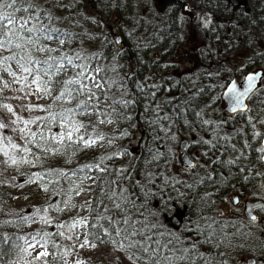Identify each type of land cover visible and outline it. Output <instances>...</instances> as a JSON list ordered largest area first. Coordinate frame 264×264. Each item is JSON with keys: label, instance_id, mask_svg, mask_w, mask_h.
I'll return each mask as SVG.
<instances>
[{"label": "trees", "instance_id": "1", "mask_svg": "<svg viewBox=\"0 0 264 264\" xmlns=\"http://www.w3.org/2000/svg\"><path fill=\"white\" fill-rule=\"evenodd\" d=\"M33 3L38 9L51 14V21L44 20L45 24L50 23L62 33L73 34L70 39L60 37L71 42L65 43L62 52L69 55L79 52L86 59L77 63L103 68L105 71L99 74L98 79L103 77L104 80L117 81L116 85L105 89L111 99L100 101V109L107 115L94 114L98 121L111 119L115 128L110 130L108 125L111 123L91 122L90 117L77 114L75 119L83 124L95 125V128L86 129L94 136L102 135V140H107L106 146L101 151L93 147L80 150L78 145L66 142V147L59 152L45 153L34 143H28L29 136L21 142L17 138L18 130L14 123H9L4 117V110L7 109L3 105H10L8 99L11 97L5 98L0 92V121L8 125L0 132L21 147L27 144L32 149L28 159L40 157L35 164L12 165L10 161L5 163L7 158L0 154V264L26 259L28 264H65L67 256L62 254L66 249L71 251L73 248L76 232H69L67 227L57 229L56 224L70 223L69 210L75 203L81 183L91 179L94 187L87 210L89 224L95 223L98 215H109L114 220L120 219V226L123 227V215L130 214L133 222L143 219L141 212L149 216L171 197L168 203L170 210L159 216L165 226L160 230L177 233L180 241H173L168 248L160 247L157 255L150 259L149 253L157 248L153 241L160 239L163 244L170 238H160L155 230L147 233L152 236L151 241L135 237L145 246L150 245L149 253L140 248L128 250L134 260L140 257L135 264H155L157 260L165 264V256L184 255L183 248L190 249L187 259L174 264H233L238 257L254 258L255 264H259V253L263 249L254 242L259 235L258 230L253 228L264 219V210L258 209L257 221L251 222L241 212L222 216L221 207L230 202V195L233 194L250 197L254 202H264V197L254 194L264 180L263 160L256 151L263 147L264 125L258 120L264 119V80L249 98L251 111L245 113L228 115L221 107V94L232 78L241 80L244 73L264 72V0H166L164 8L158 11L153 3L148 4L145 0L143 3L140 0H33ZM186 4L193 6L194 13H186ZM204 15L212 19L207 29L198 20ZM181 17H184L183 22ZM42 43L59 47L55 39ZM59 54L33 50V55L40 60ZM186 60L192 62L193 68L178 73L176 61ZM12 68L21 77L24 75L14 62ZM76 71L78 69L69 67L66 74H61L57 90L50 96L46 95L40 106L45 109L50 107L56 113L63 108H74L76 101L55 100V96L59 94L63 81L71 78ZM3 76L6 81L13 80L7 73ZM21 82L25 84L23 80ZM138 83L144 85L143 91L137 88ZM152 84L160 87H148ZM152 92H155L154 98L150 95ZM122 94L123 99L134 103L128 107L114 105L112 101L121 99ZM97 95L101 93L98 91ZM85 99L84 95L77 96V100ZM47 115L46 111L34 108L33 118ZM164 116L169 119H157ZM249 116L253 117L261 137L253 139ZM154 120L156 123H151ZM204 120L212 123L204 124ZM34 124L31 131L37 133V142L43 143L40 140L43 133L49 137L47 147H60L50 139L63 130L59 119L55 123L36 120ZM257 126L260 128L257 129ZM13 128L16 131H12ZM238 130H243V134H238ZM224 136L231 137L230 143L220 139ZM180 137L190 140L194 137L189 148L191 146V152L200 151L204 158V166H198L200 174L196 173L197 165L184 168L178 163L175 146ZM201 137L212 140L216 147L193 143ZM245 139L251 147H244ZM230 144L236 146V151ZM125 150L127 155L120 154ZM10 151L17 159L25 155L19 150ZM237 157L240 159L235 164L222 163ZM85 165L93 167L79 171ZM100 168L105 171L101 172ZM122 169L127 171L121 172ZM50 170L56 171L49 175ZM59 171L66 175L60 176ZM36 172L43 174V179L26 182L30 178L35 179L33 173ZM86 176L90 178L85 179ZM149 176L153 181L151 184ZM42 184L47 185V191L41 187ZM121 189H126L125 195L134 202L124 204L123 213L115 209L114 201L108 198L112 191L119 193ZM149 189L160 194L146 198L144 192ZM21 190H26L31 197L30 202L24 205L18 201ZM29 204L32 205L30 208ZM57 206L63 211L56 210ZM28 209L29 213L26 212ZM45 209H48L47 213ZM45 215L51 223L41 221L40 217ZM149 219L153 218L149 216ZM34 223L37 224L34 226ZM197 225L203 234L185 231L186 227L195 229ZM104 226L108 227L106 222ZM58 231H63L64 237L58 235ZM45 233L50 234L46 237L48 257L39 261L28 260L27 241L35 238L44 243ZM70 235L73 238L67 239ZM90 239L97 246L114 250L107 238L102 242ZM118 252L124 253L127 261L133 264L125 252ZM107 256V253L97 255L90 259L89 264H108Z\"/></svg>", "mask_w": 264, "mask_h": 264}, {"label": "snow or ice", "instance_id": "2", "mask_svg": "<svg viewBox=\"0 0 264 264\" xmlns=\"http://www.w3.org/2000/svg\"><path fill=\"white\" fill-rule=\"evenodd\" d=\"M18 13H24L25 15L18 16ZM51 19V14L44 12L43 9H38L37 6L33 3V0H0V81L4 82V88H0V92H3L4 89H10L9 83L4 79L3 76V73H7L13 78L14 83H20L21 80L27 83L30 80V83L35 85V91L37 93L50 96L54 90H57L56 85L60 83L58 78L61 76V74H66L69 67L78 69V71H76L71 78L63 81L62 87L58 89L59 94L55 96V100H66L68 103L76 101L74 108H63L59 113H56L53 112L50 107L48 109H45L42 106H35L39 108L40 111H46L48 115L45 117H36L33 119L24 120L23 123L25 126L35 123L36 120L55 123L57 119H59L60 127L63 130L58 134L52 135L50 139L60 147H47L49 137L44 136L43 133L40 134V140L43 141V143L37 142V133L32 132L30 129L27 130V135L30 137L28 143H34L36 147L41 148L45 153L52 152L53 154H55L56 152H59L62 147H66V142L70 145H78L80 150L89 149L96 146L97 141L102 140L103 136H94L93 134H89L87 137H85V135H81V129H86L87 127L95 128V125H85L81 121L75 119V117L77 114L88 117L94 114L106 116L107 112L100 109V101L101 99H111L105 89H110L117 84V81L104 80L103 77H100L98 79L97 77L99 76V74L105 71L103 68H93L88 63H77L78 61H84L86 59L85 57L81 56L79 52H76L73 55H69L67 52H62L61 49L65 46L66 41L65 39H61L60 37L63 36L70 39L73 34L68 32L62 33L60 29L51 27L50 23H44V20H48L50 22ZM180 19L183 22L184 17H181ZM198 20L201 23L202 27L205 29H207L212 23V19L208 15L198 17ZM54 39L58 42L59 47L54 48L49 46L47 43H42V41L49 42L53 41ZM117 43H119V41H117ZM33 50L38 53L59 52L60 54L55 56L49 55L47 59L40 60L33 55ZM4 52H7L9 54L3 55ZM92 58H94V56ZM12 62H14L20 69L21 73L24 74L22 77L18 75L16 71H13ZM165 67H167V65ZM114 70L115 69H113V71ZM259 75V73H252L245 76L242 90L236 81H232L230 83L227 91V95L232 101V105L229 109L230 113H236L238 111H251V109H248L247 105L244 104V100L256 87L255 81L257 80V77ZM146 79L148 78L146 77ZM261 79L264 80V77H261ZM148 87L159 88L160 86L157 84H152ZM137 88L143 91L144 85L138 83ZM22 90L23 89H21V91ZM98 91L101 93V95H97ZM126 91L127 90L125 89L124 94H126ZM78 95H84L86 96V99L77 100ZM150 95H152L154 98L155 92L150 93ZM112 103L114 105L120 104L123 107H128L134 102L123 99L122 94L121 99L113 100ZM3 107L6 108L9 112L13 111L11 105L4 104ZM89 109H91V111ZM112 111L115 112L116 109L113 107ZM197 115L199 116V113H197ZM21 119L22 118L17 117L15 121H12V123H18ZM128 119H131V117H128ZM157 119L167 120L169 119V117H157ZM98 123H112V120L100 119ZM151 123H156V121H151ZM203 123L210 124L212 122L204 120ZM258 123L264 125V119L259 120ZM248 124L253 129V139L261 137V133L259 131H256V123L253 122V117H248ZM7 127L8 125L3 123V121H0V129H5ZM217 127H219V125H217ZM12 131H16V129L13 128ZM19 131L24 133L26 131V128H21L19 129ZM124 134L127 135V133ZM238 134L242 135L243 130H238ZM173 139H175V137H173ZM220 139H223L230 143L231 137L224 136L220 137ZM108 143L111 144V141H109ZM193 143L208 145L209 148L216 147L215 143L212 140H207L203 137H201L199 141H194ZM230 146L233 151H236V146L234 144H230ZM181 147L183 150L187 149L189 145L185 143ZM244 147H251L247 139L244 140ZM10 150H19L25 155L22 158L17 159L14 152H11ZM256 151L261 154L259 158L261 160H264V147H260L256 149ZM31 153L32 149L28 147L27 144L21 147L20 145L13 143L10 137H5L4 134L0 132V154H3V156L7 158L5 163H8L9 161L12 165H18L21 163H38L40 159V157L38 156L35 160L28 159V155H30ZM120 154L127 155L128 153L125 150V152ZM204 155H207V153H204ZM242 156L243 152H241V157ZM111 158L112 157H108V159ZM103 159L104 158L101 157V161H103ZM238 159H240V157L222 161V163H224L225 165H232L235 164ZM91 167H93V165H85L84 167L79 169V171L83 172L85 168ZM95 167L99 168V165H95ZM187 167L193 168L196 167V165L193 164L191 160H187ZM99 170L101 172L105 171L104 168H100ZM53 171L56 170H50L48 174L51 175ZM124 171L127 170H121V172ZM241 171H243V169H241ZM58 174L60 176L66 175V173H64L63 171H59ZM73 175H75V172H73ZM33 177L35 179L30 178L26 182L34 183L36 180H42L43 174H41L40 172H36L33 173ZM88 178L90 177H85V179ZM245 179H247V177ZM148 180L150 184L153 183L151 176L148 177ZM41 187L44 188V191L48 190L47 185L42 184ZM126 191V189H121L119 193H117L116 191H112L108 196L110 200L114 201V208L120 210L121 213L124 212V204L134 203L129 200L128 196L125 195ZM162 191L163 190L161 189V192ZM78 194L79 193H77V195ZM158 194L160 193L153 192L151 189L144 192V196L146 198ZM70 199L71 197H69V200ZM116 200L120 202H115ZM170 200L171 197L165 200L163 206L159 207L157 211H152L149 213V216L153 218L152 220L149 219V216H144L143 212L140 213L143 219H138L134 222L132 221L130 214L123 215V227L120 226V219L114 220L113 217L109 215H98L95 218V223L92 224H89L88 217H75L71 220L70 223H57L56 227L57 229H63L67 227L69 232H74V230L78 228H86L87 231L83 234L84 239L80 244V248H84L86 246H90L92 248L97 247L96 244L91 243L90 238H94L95 240L101 242L104 240V238H107L113 244L114 250L125 252L127 258L130 261H133V264H135V260H139L140 257H135L134 260L133 255L129 254L128 250L132 248H140L144 252L149 253L150 247V245L145 246L143 243H141L140 240L134 239L135 237L141 236L151 241L152 236H148L147 233L155 230L156 235H158L160 238H170L166 243L163 244L161 243L160 239L153 241L157 245V248L149 253L150 259L151 257L157 255L160 247L168 248V246L172 244L173 241H180V236L177 233L160 230L165 226L160 222L159 216L170 210L168 208V203ZM81 207H83V205ZM257 207H260L261 210H264V205H258ZM56 210L63 211V209H59L58 206ZM44 211L45 213H47L48 209H45ZM105 211H107V209H105ZM248 215L252 222L257 221V217L251 214V210H249ZM25 219L28 218L25 217ZM40 219L45 224L51 223V220L47 215L41 216ZM104 222L107 223L108 227L104 226ZM137 224L141 225V227L137 228ZM209 227L211 226L209 225ZM185 231H195L197 233L203 234L202 229L199 225H197L195 229H189L186 227ZM57 234L61 237H64L65 235L63 231H58ZM48 235L50 234L45 233L44 243L41 244L39 241H35L33 244L28 245L29 248L37 250L35 257L37 261L49 255V252L47 251L48 241L46 238ZM66 238L72 239L73 237L70 235ZM54 246L59 247L56 245ZM38 249H43V251H40ZM181 251L184 253V255L165 256L163 258L165 264H174L175 261L186 260L187 253H189L190 249L183 248ZM62 255L66 257L70 255V251L66 249ZM65 264H67V260H65ZM75 264H83V262L77 259ZM155 264H160L159 260L155 261Z\"/></svg>", "mask_w": 264, "mask_h": 264}, {"label": "rangeland", "instance_id": "3", "mask_svg": "<svg viewBox=\"0 0 264 264\" xmlns=\"http://www.w3.org/2000/svg\"><path fill=\"white\" fill-rule=\"evenodd\" d=\"M142 3L144 2V0H140ZM145 2L149 3H153L152 5L155 7H153L154 9L158 10H162L164 8L165 2L166 0H145ZM185 11L188 14L194 13L195 9L193 8V6L191 4H186L185 7ZM67 43H71L70 41H66ZM176 64L178 65L177 70L178 73H183L185 71H189L193 68L192 66V62L191 61H176ZM236 70H238V68H236ZM248 73H244L242 75V79L247 75ZM10 85V89H4L2 93V95L5 98H10L8 99L9 101H11L10 105L12 106L13 111L9 112L8 110L5 111L4 110V117L7 118V121L9 123H11L12 121H15L17 119V117L22 118L18 123H14L15 128L18 130L16 132L17 134V138L21 141H24L28 135H27V130H31L33 128V126L35 125L34 123L29 124L27 126L24 125L23 121L24 120H28V119H33L34 116V108H37L35 106H40L41 104H43V102L46 100V95L45 94H41V93H37L35 91V85L28 83V84H24L22 85V82L20 83H14L13 80H8L7 81ZM0 88H4V82L1 83ZM21 89H23L21 91ZM13 101H15V103H12ZM221 107L224 109L225 106L224 104H221ZM90 120L91 122H98V120L96 119L95 115L90 116ZM259 121V120H258ZM110 130H113L115 128V124L111 123L108 125ZM21 128H26V131L24 133L20 132L19 129ZM260 128L259 126H257V129ZM81 135H85V137H87L90 134V131H88L87 129H81ZM194 139V137H193ZM188 139V138H184V137H180L177 139L176 141V146H175V150L177 151V161L180 164V153H179V147L180 144L186 140L188 141L189 144H191V142L193 141ZM107 144V140H98L97 141V145L94 146L93 148L96 151H101ZM191 148V146H190ZM201 149V148H200ZM197 153V155H196ZM192 155V159L195 160L196 162V173H201L199 170L198 166H204V158L203 156L200 154L199 152L196 151H192L191 154ZM59 161H57L56 163H58ZM181 165V164H180ZM174 169H178L175 168ZM176 173L178 175H180L179 171H176ZM181 176V175H180ZM94 187V183H93V179H91L90 181H88L87 183H81L80 186V190H79V194L77 195V198L75 199V203L72 204V209L69 210L71 213L69 214L68 218L71 222V220L75 217H89L88 216V207L90 206V198H91V191ZM27 191L26 190H21L19 192V198L18 201L20 202V204L24 205L30 202L31 197L27 195ZM254 194L257 197H264V180H263V184L259 189H256L254 191ZM237 200L238 203L234 204V200ZM250 197H240L237 194H233L230 195V202L228 204H224L221 207V215L223 216H228V215H233L237 212H241L242 214H244L245 212V204L246 202H251ZM83 205V207H81ZM32 205L29 204V208ZM74 206V207H73ZM163 206V205H162ZM26 212H30V209H28ZM171 213H173V211H171ZM178 213V212H177ZM37 223H34V226ZM39 224V223H38ZM253 229H257L258 230V239L254 242H256L257 244H259V248H262L263 250L260 251L259 256L261 258V261L259 264H264V219L261 220V222L254 227ZM87 229L86 228H78L75 230L76 232V239L75 241H72L73 244V248L70 251V255L67 256L66 260L69 264H75L76 260L79 259L80 261L83 262V264H89L90 259H92L93 257H96L97 255H100L102 253H107V263L108 264H131L127 261V259L124 256V253L122 252H118L115 250L110 249L109 247L106 246H102V245H98L95 248H92L90 246H86L84 248H80V244L83 242L84 239V232H86ZM78 237V238H77ZM35 241H39L41 243L40 240L35 239V238H31L27 241L26 243V247H27V254L29 259L28 260H34L36 257V251L32 248H29L28 245L29 244H33ZM262 241V242H261ZM91 243H94L91 241ZM42 244V243H41ZM95 244V243H94ZM97 245V244H96ZM40 251H43V249H38ZM48 257V256H46ZM250 259H254V258H236V260L233 261V264H246ZM255 260V259H254ZM9 264H28L27 259L23 262H15V263H9Z\"/></svg>", "mask_w": 264, "mask_h": 264}, {"label": "water", "instance_id": "4", "mask_svg": "<svg viewBox=\"0 0 264 264\" xmlns=\"http://www.w3.org/2000/svg\"><path fill=\"white\" fill-rule=\"evenodd\" d=\"M252 73H259L260 75L257 77V80L255 81V83H256V87H255V88L253 89V91L249 94V96L246 97L245 100H244V104L247 105V108H248V109H249V105H248L249 98H250V97L256 92V90L259 88L260 83H261V81H262L261 77H264V72H263L262 70H257V71H255V72H249L247 75L252 74ZM247 75H246V76H247ZM244 78H245V77H244ZM244 78H243V81H242V82H240V81L238 80L237 77H234L233 79H231L230 82L227 84V86L225 87V89L223 90V92H222V94H221V100H222V102H223V104H224V106H225V112H226L227 114H229V115H236V114H239V113H245V112H247V111H245V112H240V111H238V112H236V113H230V112H229V109H230V107H231V105H232V101L229 99V97H228V95H227L228 87L230 86V83H231L232 81H236L237 84L240 86V88H241V90H242V87H243V84H244ZM185 143H187V144L189 145L188 141L184 140V141L180 144V147H179L180 154H181V157H180L181 161H180V162H181V165H182L184 168H188V167H187V160H191L193 164H195V161H194V160L190 157V155L188 154V148L182 150V147H181V146H182L183 144H185ZM263 146H264V139H263ZM263 165H264V160H263ZM258 205H264V202H262V201H256V202H252V201H251V202H246V204H245V212H244V215H245V218H246L247 220L251 221V220H250V217H249V215H248L249 210H251V214H252V215H255V216L257 217V215H256V213H255V210L260 209V207H257ZM251 222H252V221H251ZM246 264H255V260H254V259H250Z\"/></svg>", "mask_w": 264, "mask_h": 264}, {"label": "flooded vegetation", "instance_id": "5", "mask_svg": "<svg viewBox=\"0 0 264 264\" xmlns=\"http://www.w3.org/2000/svg\"><path fill=\"white\" fill-rule=\"evenodd\" d=\"M263 139H264V138H263ZM188 154H189V155L191 154V150H190V148H188ZM196 155H197V153H196ZM190 157H192V155H190ZM192 158H193V157H192ZM195 165H196V164H195ZM235 203H237V200H236V199L234 200V204H235Z\"/></svg>", "mask_w": 264, "mask_h": 264}]
</instances>
